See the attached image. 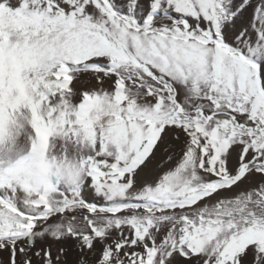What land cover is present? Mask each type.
<instances>
[{
	"label": "snow or ice",
	"instance_id": "1",
	"mask_svg": "<svg viewBox=\"0 0 264 264\" xmlns=\"http://www.w3.org/2000/svg\"><path fill=\"white\" fill-rule=\"evenodd\" d=\"M0 264H264V0H0Z\"/></svg>",
	"mask_w": 264,
	"mask_h": 264
}]
</instances>
